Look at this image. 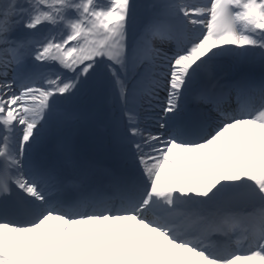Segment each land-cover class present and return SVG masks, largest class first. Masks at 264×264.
Returning a JSON list of instances; mask_svg holds the SVG:
<instances>
[{
	"label": "snow or ice",
	"instance_id": "snow-or-ice-1",
	"mask_svg": "<svg viewBox=\"0 0 264 264\" xmlns=\"http://www.w3.org/2000/svg\"><path fill=\"white\" fill-rule=\"evenodd\" d=\"M0 264H264V0H0Z\"/></svg>",
	"mask_w": 264,
	"mask_h": 264
}]
</instances>
